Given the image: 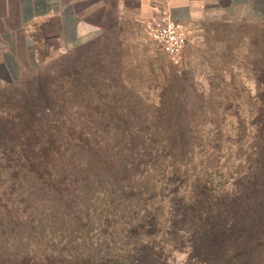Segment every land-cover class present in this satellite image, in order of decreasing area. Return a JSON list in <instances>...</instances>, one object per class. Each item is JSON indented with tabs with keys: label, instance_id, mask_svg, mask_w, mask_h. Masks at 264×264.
<instances>
[{
	"label": "trees",
	"instance_id": "trees-1",
	"mask_svg": "<svg viewBox=\"0 0 264 264\" xmlns=\"http://www.w3.org/2000/svg\"><path fill=\"white\" fill-rule=\"evenodd\" d=\"M251 46L247 113L184 75L142 112L105 65L45 71L24 100L26 78L4 84L0 264H264V35Z\"/></svg>",
	"mask_w": 264,
	"mask_h": 264
},
{
	"label": "rangeland",
	"instance_id": "rangeland-1",
	"mask_svg": "<svg viewBox=\"0 0 264 264\" xmlns=\"http://www.w3.org/2000/svg\"><path fill=\"white\" fill-rule=\"evenodd\" d=\"M200 30L186 47L180 66L167 62L148 35H136L126 27L65 53L55 51L49 44L41 46L40 68L26 77L22 88L14 95L20 100L36 97L43 79L39 74H46L45 71L54 72L58 78L62 73L73 75L85 68L105 65L109 67L112 79L121 83L134 99L142 101L139 109L142 112H154L165 84L175 79L174 76L183 75L198 95L216 102L239 99L243 104L240 111L250 112L252 109L245 106L246 102L259 94L250 70L251 44L264 35V22L209 21ZM0 91L10 93L5 85H0ZM119 92L125 94L122 90ZM190 92L188 88L187 95ZM238 110L236 103L206 109L220 115L234 114ZM258 260L263 264L259 256ZM258 260L256 258L252 264H257ZM168 264H197V261L180 251L170 255Z\"/></svg>",
	"mask_w": 264,
	"mask_h": 264
},
{
	"label": "crops",
	"instance_id": "crops-1",
	"mask_svg": "<svg viewBox=\"0 0 264 264\" xmlns=\"http://www.w3.org/2000/svg\"><path fill=\"white\" fill-rule=\"evenodd\" d=\"M164 16L195 38L209 21L264 22V0H0V85L36 73L41 46L65 53L125 27L149 36Z\"/></svg>",
	"mask_w": 264,
	"mask_h": 264
},
{
	"label": "built area",
	"instance_id": "built-area-1",
	"mask_svg": "<svg viewBox=\"0 0 264 264\" xmlns=\"http://www.w3.org/2000/svg\"><path fill=\"white\" fill-rule=\"evenodd\" d=\"M149 40L158 48L160 55L170 64L180 66L186 47L194 37L181 22L169 16L161 17L149 33Z\"/></svg>",
	"mask_w": 264,
	"mask_h": 264
}]
</instances>
